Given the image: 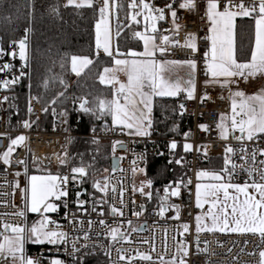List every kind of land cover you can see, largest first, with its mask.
Returning <instances> with one entry per match:
<instances>
[{
	"label": "built area",
	"instance_id": "obj_1",
	"mask_svg": "<svg viewBox=\"0 0 264 264\" xmlns=\"http://www.w3.org/2000/svg\"><path fill=\"white\" fill-rule=\"evenodd\" d=\"M94 2L99 8L104 7V0ZM144 2L153 9H164L165 18L159 20L157 34L159 46L166 49L162 58L171 61L191 59L196 66L195 95L188 99L183 92L179 93L182 101L178 105L180 116L192 120L191 137L183 140L192 146L187 161L190 169L187 188L179 187L178 196L171 195L173 189L177 188L173 184H170L171 188L158 190L155 195L158 197L157 205L150 207L154 197L136 190L135 177L145 170L151 157H172L175 149L171 148V144L179 140L154 136L151 132L147 135L129 134L113 126L86 137L108 142L111 159L118 158V169H111L105 184H100L101 188L106 185V190L97 189V196H81V181L70 170V159L73 156L71 141L81 136L75 133L77 120L69 113L64 123L51 131H42V103L31 97L26 117L19 123V130L12 132L7 127L6 95L1 94L0 234H7L3 227L5 224L18 225L27 230L29 217L26 190L29 171L32 167L57 169L61 166L60 161L64 155L67 166L61 177L66 176L68 180L62 188L68 194L56 201L57 210L48 217L54 223H49L46 230L64 232L66 236L55 244L44 243L29 247L25 243L24 257L37 264H52L54 260L61 261V264H81L80 261L87 253H93L94 256H106L108 264H167L177 259L178 246L187 244V255L183 254L179 258L184 264H261L260 252L264 251V240L258 233H198L194 230L197 215L205 213L203 209H197L195 198V179L200 156H229L230 178L234 183H264L261 179V172L264 171V155L261 154L264 152V135L252 140H238L235 137L241 134L232 133L227 139H222L221 130L217 127L220 116L230 112L231 91L249 93L258 84L241 76L234 78L235 83L232 86L202 84L206 78L204 56L210 48V41L206 39L209 35L206 14L208 0H193L195 7L192 9L180 7L186 0ZM218 3L220 11L228 6V0H218ZM240 3L248 8L256 6L257 11L250 16L253 19L259 18V0H232L233 5ZM169 4L170 9L167 7ZM236 9L238 8H231L232 11ZM172 11L176 12L175 18L171 16ZM154 13L158 15L157 12ZM112 20L114 25L123 22L117 12L112 14ZM190 34L195 37V51L184 46ZM164 36L169 37V43H164ZM19 50L16 45L7 53L0 52L1 82L29 75L27 53V58L22 60ZM99 55L104 56L101 52ZM75 79L72 76L70 82ZM25 123L30 126L25 127ZM35 123H38L36 130L32 129ZM201 125H205L207 130H202ZM11 135L16 138L24 136L25 140L14 148L9 163L6 164L2 156L11 144ZM120 145L123 146L122 149ZM228 147L233 149L232 153L225 151ZM253 153L255 160L252 159ZM113 208L117 211L113 212ZM162 208L164 211L161 214ZM19 212L24 215H18ZM182 225L189 227L188 233L179 230ZM112 229L117 230L116 239L112 238ZM142 256L150 259H142ZM0 264L17 263L12 255L0 254Z\"/></svg>",
	"mask_w": 264,
	"mask_h": 264
},
{
	"label": "trees",
	"instance_id": "obj_2",
	"mask_svg": "<svg viewBox=\"0 0 264 264\" xmlns=\"http://www.w3.org/2000/svg\"><path fill=\"white\" fill-rule=\"evenodd\" d=\"M126 6V5H125ZM122 5L117 12L122 24H115V51L117 56H128L141 50V42L134 34L138 25L130 24L127 10ZM100 9L94 2L91 6L76 7L65 0H0V52L19 45L25 40L30 73L26 77L0 81V95H6L7 127L12 132L19 130V123L26 117L29 99L35 97L42 103L44 112L40 122L42 131H51L64 123L69 113L77 120L75 133L81 135L71 141L73 156L70 170L83 167L86 174L73 173L81 181V196H97L95 185L104 184L111 172L110 144L86 137L113 127L112 115L99 110V100H112L114 88L100 82L105 68L114 66V57L100 56L96 47V23ZM25 37V38H24ZM254 43V19H240L237 23L236 58L246 62L251 58ZM87 57L92 63L79 75L72 68V57ZM76 79L70 82V78ZM87 100L84 112L80 105ZM181 97L157 98L153 107L151 133L154 136L177 139L172 157H151L145 170L136 175L135 188L140 193L151 195L156 207L160 189L171 188L170 184L186 189L190 169L188 159L191 151H185L183 140L192 133V120L180 116L178 105ZM1 117V110H0ZM38 123L33 124L36 130ZM15 135L10 136L11 140ZM226 159L228 163L226 164ZM62 163L56 170L62 175L66 169ZM198 170L231 175L229 156L226 158H199ZM179 161V163H177ZM230 173V175L228 174ZM149 181L151 185L149 186ZM142 189V191H141ZM81 264H108L106 256L87 253Z\"/></svg>",
	"mask_w": 264,
	"mask_h": 264
},
{
	"label": "snow or ice",
	"instance_id": "obj_3",
	"mask_svg": "<svg viewBox=\"0 0 264 264\" xmlns=\"http://www.w3.org/2000/svg\"><path fill=\"white\" fill-rule=\"evenodd\" d=\"M69 4H75L76 7L91 6V0H68ZM139 6L146 10V14L143 15L145 21L163 20L164 9H153L144 0H139ZM131 8H137V0H132L129 5ZM170 9L171 4L167 5ZM181 8L192 9L195 7L193 0H186L185 3L180 4ZM238 8L239 11H232L231 8ZM218 0H208L207 3V18L211 22L209 29L210 35L206 37L211 42V47L208 52L205 53V57L208 58L206 71L211 77L216 80L217 78L224 77V83L227 84L232 77H251L257 74H264V0H259L258 3V15L256 19L255 30V47L251 52V59L248 62L240 63L236 58L235 42H234V20L236 16H249L253 12L257 11V7L251 8L245 7L243 3L233 5L232 0H228V6L224 7L223 11L218 10ZM109 9V0H104V7L100 9V20L96 23V47L103 50L108 56H112L111 50V37L108 17L106 13ZM157 12L158 15H153V12ZM142 13L137 12L132 16V20L136 21L137 15ZM171 16L176 17V12L172 11ZM138 22V21H137ZM152 32H156L155 23L152 25ZM178 30V26H177ZM144 42V52L136 53L130 52L129 55L136 57L141 55L144 57H152L155 54L156 45L154 44L155 37L150 35H143L139 32L134 34ZM164 43H169V37H162ZM179 43V42H177ZM186 47L196 50L195 37L189 35L188 41H186ZM26 42L25 40L19 41V55L22 60L26 57ZM162 53L166 51L165 48L159 49ZM15 55V53H13ZM77 61L80 63V69H77ZM92 61L87 57H72V68L77 75L83 68L90 65ZM175 61H167L164 63H158L152 59L145 60H127L116 59L114 69L105 68L104 74L100 76V82L104 84H111L116 88L114 98L112 100H99L98 106L101 112H107L112 115L113 123L123 125L126 128L136 129L137 135H147V131L144 128V122L148 121L150 127L151 121L148 120V114L151 112L152 97L153 96H172L180 90L178 85H171L165 78V73L169 70V66L176 64ZM189 66L195 69V62L189 61ZM4 67H7L5 65ZM118 72H124L127 76V82L122 83L117 77ZM110 74V75H109ZM8 82H5V86ZM189 85L192 88L188 89V97H193L194 80H189ZM232 115L226 117L221 115L220 123L217 127L221 130L220 135L222 139L228 138V127L225 124L226 120L230 119L231 130L235 132L239 130L240 136L235 137L238 140H252L256 134H264V90L255 95L246 96L244 92L237 91L232 94ZM123 100V103L121 102ZM88 101H82L80 108L84 112H90L92 109L86 107ZM183 107V105H182ZM147 110V111H145ZM239 117V119H238ZM29 127L27 123L24 125ZM202 130H207L205 125L200 126ZM25 140L24 136H19L16 139L11 140V144L8 149L3 153L4 163H9V157L14 151L13 146H18ZM119 144V142H117ZM122 147V145H120ZM176 143L171 144V148H176ZM116 145L114 144V150ZM192 146L190 144L184 145L185 151H190ZM227 153H232L233 149L228 147L225 149ZM264 155V152L261 153ZM252 159L255 160V153L252 154ZM65 163L64 160L60 161ZM20 163H23L20 161ZM179 163V161H177ZM228 163L226 159V164ZM264 163V162H262ZM233 169L235 165L232 166ZM73 173H78L81 176L85 175V169L83 167L72 168ZM227 168L223 169L221 173H209L207 171H201L197 173L198 178L208 177L217 183H211L203 185L204 192L201 193V184L196 186V204L197 207H202L203 203L208 202V198L211 197V207L216 208L217 212L212 213L209 210L211 216V226L202 225L201 216L196 217V231L199 233L201 230L207 231H231L241 233H258L262 240H264V184L245 183L241 185H232L231 183H224V175L227 173ZM230 175V173H228ZM75 178V177H73ZM261 179L264 180V171L261 172ZM68 177H60L58 175H33L29 178L30 181V198H29V211L33 213L54 212L57 210L56 205L49 203V199L55 197L59 200L61 197L67 196V191L62 188V185L66 184ZM149 186L151 181L148 182ZM97 189L106 190V185L101 188V185L97 183L95 185ZM235 190V193L243 194V200L238 195H230L229 189ZM252 188L259 195V199L254 195H250L248 189ZM115 190V189H113ZM27 191V190H26ZM142 191V189H141ZM167 193V189L165 190ZM223 194V200L220 198V194ZM172 196L179 195V187L171 192ZM202 195L205 198L202 201ZM231 201V203H229ZM83 202H81L82 204ZM217 205L219 207L217 208ZM230 209V211H229ZM113 212L117 209L113 208ZM164 209H161V214ZM23 216V212L17 213ZM122 214V213H121ZM49 221L45 216L39 226H32L28 232L27 239H31L34 243H44L47 241L50 244H55L59 240H63L66 236L64 232L46 230ZM103 223V221H101ZM230 225H232L230 227ZM5 233H12L13 235H2L0 239V254L4 253L5 249L11 253L13 259L19 258L20 264H37V262L24 257L23 246L26 239V229L16 226H10L5 224ZM184 230L188 231V226L184 225ZM116 229H112V238L116 239ZM19 253V257H17ZM184 254L187 255V250H184ZM261 264H264V251L260 252ZM123 259V257H121ZM142 259H150L148 256H142ZM52 264H61V261L54 260ZM175 264V262H171ZM181 264H184L181 261Z\"/></svg>",
	"mask_w": 264,
	"mask_h": 264
},
{
	"label": "crops",
	"instance_id": "obj_4",
	"mask_svg": "<svg viewBox=\"0 0 264 264\" xmlns=\"http://www.w3.org/2000/svg\"><path fill=\"white\" fill-rule=\"evenodd\" d=\"M65 1L68 3V0H65ZM77 2H79V0H77ZM92 3H94V0H91V4ZM131 3H132V0H109V9H108V12L106 13V15L108 17V22H109V27H110L111 50H112V53H113V55L112 56H109V57H114V66L112 68L114 69V68L117 67L115 65V60L116 59H127V60H132V59H136V60L152 59V60H155L158 63H164V62H167V61H171V60H167V59L162 58V54L163 53L159 50L160 48H159V44H158V41H157L158 23H159V20H156L154 22L151 21V20L145 21L144 18H143V15L146 14V10H144L139 5L135 9L134 8H131V7H129V5ZM72 5H75V4H72ZM122 5H124V6L126 5L125 6V10H127V19H128V21H129L130 24H136V25H138L139 33H141L143 35H146V36L147 35H150V36H154L155 37L154 44L156 45V50H155L154 56H152V57H144V56H141V55H137L136 57H132L130 55H128V56H117L116 51H115V46H114V42H115V30H114V26L115 25H114V22L112 20V14L118 12V10H120V7H122ZM233 11H239V9H236V10H233ZM137 12H140L142 14L141 15H137L136 21H133L132 20V16L135 13H137ZM153 15H156V14L153 12ZM248 18H251V16L249 15V16H236L235 17V20H234V25H235V27H234V42H235V50H236V52H237V45H236V43H237V23H238V21L240 19H248ZM256 19L257 18L254 19V43H253V49L255 47ZM99 20H100V18H99ZM153 23H155V27L157 29L156 32H152V30H151ZM210 27H211V22L209 21V29H210ZM209 35H210V32H209ZM139 40L141 42V50H139V51H132V52H136V53H142V52H144V42L140 38H139ZM210 47H211V42H210ZM99 52L103 53L104 56H108L106 53L103 52L102 48L101 49H98V54H99ZM207 60H208V58H206L204 56V64L203 65H204L205 71H206V66H207ZM189 61H193V60H191V59H183V60L175 61L177 63L176 64H173V65H170L169 66V70L165 73L166 80L171 85H178L180 90L176 93V95H172V96H153L152 97L151 112H150V114H148V120L151 121L150 127L148 126V121L147 120L144 122V128L146 129V131H147L148 134L151 132V127H152V122H153V107H154V102H155V100L157 98H166V97L167 98H169V97L175 98V97H179V93H182L183 92L184 93V97L189 99V97H188V89L189 88H192V85H189V83H188L189 80H194V89H193V97H194V95H195L196 66H195V69H192L189 66V64H188ZM248 61H246V62H248ZM238 62L245 63V62H241L239 60H238ZM86 68H83V70L80 71V74ZM74 74L77 76V74L75 72H74ZM117 77H118V79H119L120 82H122V83H126L127 82V76H126V74L124 72H118L117 73ZM234 78L235 77L229 78L231 82L225 84L224 83V80H225L224 77H220V78H217L216 80H214L211 77V75L208 74L207 71H206V78H205V80H203V83L202 84L205 85V86H211V85L232 86L235 83V79ZM245 79H249V80H252V81H256L257 84H258V87L255 90H253L252 92H249V93L248 92L241 91V90H236L235 92L241 91V92H244L246 96H251V95H255L257 93H260L262 90H264V74H257L255 76H251V77H248V78H245ZM118 87H119L118 84L115 87H113V88H115L114 89V93H115L116 88H118ZM113 98H114V95H113ZM230 98H231V95H230ZM121 102L123 103V100H121ZM145 111H147V110H145ZM231 114H232V102H231V106H230V112H229V114H227L225 116H231ZM238 119H239V117H238ZM112 121H113V118H112ZM113 125H114V127H118V128H120L121 130H123L126 133L137 135L135 128L129 129V128L124 127L123 125L114 124V123H113ZM232 133H240V132H239V130H237L235 132H231V134ZM263 135L264 134H256L255 136H258L259 137V136H263ZM30 170L31 171H35L34 167H32ZM203 232H210V231L203 230ZM26 243L28 244L29 247H33V246H36V245H40V244L30 243L29 241L26 242Z\"/></svg>",
	"mask_w": 264,
	"mask_h": 264
},
{
	"label": "rangeland",
	"instance_id": "obj_5",
	"mask_svg": "<svg viewBox=\"0 0 264 264\" xmlns=\"http://www.w3.org/2000/svg\"><path fill=\"white\" fill-rule=\"evenodd\" d=\"M19 46V45H18ZM159 48H161V46H159ZM20 51V50H19ZM77 69L79 70L80 69V63H79V61H77ZM109 69H113V68H109ZM76 73V72H75ZM110 75V74H109ZM107 85H111V84H107ZM115 89V88H114ZM235 91L236 90H232L231 91V93H230V95H231V102H232V99H233V93H235ZM232 115V114H231ZM225 116V115H224ZM221 117V116H220ZM226 117H231V116H226ZM225 124H226V126L228 127V129H229V131H228V136H230V134H231V132H233L232 130H231V123H230V119L229 120H226L225 121ZM237 131V130H236ZM256 137H258V136H254V138H256ZM16 139V138H15ZM246 139V138H245ZM185 144H189V143H185ZM17 148L18 146H13V148ZM192 149V148H191ZM191 151V150H190ZM34 169H35V171H29V176H28V186H27V204H29V198H30V181H29V178L31 177V176H33V175H37V176H43V175H48V174H51V175H58V176H60L61 177V175L59 174V172H58V170H56L55 168H53V167H51V168H41V167H34ZM201 171H206V170H198L197 171V173L198 172H201ZM207 172H209V173H212V171H207ZM215 173H218V172H215ZM195 184H196V186H197V184L199 183V184H201L202 185V187H201V193L203 194V192H204V188H203V185H206V184H211V183H217L216 181H213V180H211L210 178H208V177H203V178H198L197 177V174H196V179H195ZM222 182H224V183H231L232 185H241V186H243L244 184H237V183H234V182H232V180H231V178H230V176H224V180L222 181ZM105 184V183H104ZM264 184V183H263ZM250 185V184H249ZM196 186H195V198H196ZM173 190H175V189H173ZM248 192H249V194L250 195H254V196H256V198L257 199H259V195L256 193V191L254 190V189H252V188H249L248 189ZM229 193H230V195H238L239 197H240V199L241 200H243V198H244V196H243V194H240V193H235V190L234 189H232V188H230L229 189ZM220 198H221V200H223V194L221 193L220 194ZM205 198L203 197V195H202V201L204 200ZM211 197H209L208 198V202H205V203H203V205H202V207H197V204H196V207H197V209H199V210H201V209H203L204 211H205V213H204V215H197V216H201L202 217V220H201V224L202 225H208L209 227L211 226V223H212V221H211V216L209 215V210L211 209V211H212V213H216L217 212V209L216 208H212L211 207ZM56 201H57V199H55V197H52V198H50L49 199V203H52V204H54V205H56L55 203H56ZM229 203H231V201H229ZM28 207V206H27ZM219 207V205H217V208ZM229 211H230V209H229ZM262 211H264V210H262ZM51 213H53V212H46V213H43V215L41 214V213H33V212H31V211H29V207H28V217H29V220H28V228H27V230H26V232H25V236H26V239H25V242H24V246H23V249H24V247H25V243L26 242H30V243H34L31 239H27V236L30 234L29 232H28V230L32 227V226H39V224H40V221L46 216L47 217V219L49 220V214H51ZM196 223L197 222H195V225H194V230H195V232H197L196 231ZM184 225H182V226H180L179 227V230L181 231V232H184V233H188L189 232V227H188V231H185L184 230V227H183ZM232 225H230V227H231ZM24 228V227H23ZM218 231V230H217ZM200 232H203V230H201ZM211 232V231H210ZM219 232H222V231H219ZM223 232H230V233H241V232H231V231H223ZM6 235H13L12 233H7ZM44 243H48L47 241H45ZM34 244H43V243H34ZM187 250V253H188V246H187V244H182V245H179L178 246V251H177V253H178V256H177V259L174 261L175 262V264H181V261H179V258H180V256L181 255H183L184 254V250ZM2 254H10V255H12L11 253H9V252H7V249H5V251H4V253H2ZM19 253H17V257H19ZM15 260V262L17 263V264H20V260H19V258H17V259H14ZM167 264H171V263H167Z\"/></svg>",
	"mask_w": 264,
	"mask_h": 264
},
{
	"label": "water",
	"instance_id": "obj_6",
	"mask_svg": "<svg viewBox=\"0 0 264 264\" xmlns=\"http://www.w3.org/2000/svg\"><path fill=\"white\" fill-rule=\"evenodd\" d=\"M120 148L122 149L123 146H122V147L120 146ZM118 162H119V161H118V158H115V157H114V158L111 159V169H112V170H116V169H118Z\"/></svg>",
	"mask_w": 264,
	"mask_h": 264
}]
</instances>
